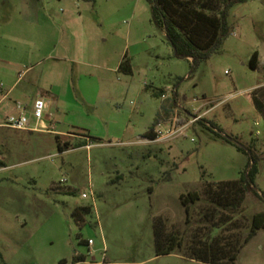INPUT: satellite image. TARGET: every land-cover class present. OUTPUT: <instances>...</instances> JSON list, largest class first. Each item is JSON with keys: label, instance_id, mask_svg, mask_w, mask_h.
Returning a JSON list of instances; mask_svg holds the SVG:
<instances>
[{"label": "rangeland", "instance_id": "1", "mask_svg": "<svg viewBox=\"0 0 264 264\" xmlns=\"http://www.w3.org/2000/svg\"><path fill=\"white\" fill-rule=\"evenodd\" d=\"M211 2L219 15L223 3ZM226 23L220 50L192 72L147 0H0V117L14 112L7 93L16 84L19 101L51 102L55 126L10 129L0 140V264H209L185 248L157 257L159 216L186 245L195 235L247 236L264 198L247 194L226 224L219 209L209 221L206 201L187 214L180 199L206 182L238 180L253 159L264 196V0L233 4ZM125 56L132 75L119 71ZM178 114L200 120L170 141H140ZM77 207L88 211L82 224ZM236 264H264V229Z\"/></svg>", "mask_w": 264, "mask_h": 264}, {"label": "trees", "instance_id": "2", "mask_svg": "<svg viewBox=\"0 0 264 264\" xmlns=\"http://www.w3.org/2000/svg\"><path fill=\"white\" fill-rule=\"evenodd\" d=\"M219 1L223 3V7L220 14L217 15L218 5L211 2V0H147L154 21L165 29L166 35L175 49V56L192 59V72L199 64L207 60L212 53L220 50L224 39L230 34L226 23L227 9L235 3L248 0ZM250 65L253 69L257 68V52L252 56ZM119 71L126 75L133 74L132 65L126 56L119 65ZM256 104L260 110L263 109L261 102L256 100ZM154 129L155 127H152L148 130L144 137L155 139ZM236 147L240 152L247 153L246 148L237 144ZM67 148V143L65 146H59L60 151ZM257 174V160L253 159L249 171L243 173L238 180L206 182L201 191L182 194L180 196L181 203L185 207L186 213L189 214L191 206L200 201H206L212 209V215L209 217L210 222L216 223L213 213L219 209L222 216L218 221L224 224L230 223L233 214L243 207L247 194L252 193L258 198H264L255 187ZM83 209L88 213L86 208L78 207L73 212V215L81 224L84 221ZM262 229H264V212H258L253 216L249 232L242 240L240 236L235 238L228 234H220L207 242L195 235L191 243L186 245L178 229H169L163 217H155L154 241L156 256L170 255L178 249L185 248L186 257L202 263L236 264L242 249ZM81 260H83L82 256L77 258V261ZM66 263V260L60 262V264Z\"/></svg>", "mask_w": 264, "mask_h": 264}, {"label": "built area", "instance_id": "3", "mask_svg": "<svg viewBox=\"0 0 264 264\" xmlns=\"http://www.w3.org/2000/svg\"><path fill=\"white\" fill-rule=\"evenodd\" d=\"M165 98V95H162ZM46 109L47 103L44 98L38 97L35 99L32 107H28L22 103H17L16 113L7 116L3 121H0V128H8L16 131H45L54 132L55 126L52 123H45L46 121ZM200 117L196 116L189 121H184L179 114L169 118L163 123L155 127L154 134L155 139L143 137L140 141L146 143H164L172 140L176 134L185 135L187 130L197 122ZM34 126H33V125ZM177 137V136H176ZM91 145H87L86 148H90ZM93 196V192H91ZM83 198H88L87 193H83ZM91 243V242H89Z\"/></svg>", "mask_w": 264, "mask_h": 264}, {"label": "crops", "instance_id": "4", "mask_svg": "<svg viewBox=\"0 0 264 264\" xmlns=\"http://www.w3.org/2000/svg\"><path fill=\"white\" fill-rule=\"evenodd\" d=\"M28 18H32V16H33V14L30 12L28 15ZM258 63H259V61H258ZM17 91V92H16ZM7 95H10V96H14V98H16V101H15V104H13L12 105V107H11V109L14 111L13 113H11V114H14V113H16V105H17V103H22V104H24V105H27L28 107H32V105H33V103H34V101H35V99L36 98H38V97H42V98H44L45 99V101H46V103H47V109H46V121H45V123L47 124V123H51L52 122V120H51V117H50V114H49V110H50V107H51V102L50 101H48V100H46V98L44 97V96H37L34 100H33V102L32 103H23V102H21V101H19V99H20V97H22V92L20 91V90H18L17 88H16V84L15 85H13L12 87H11V89L9 90V92L7 93ZM6 95V96H7ZM162 95H165L164 93H163V91H162ZM10 114V115H11ZM9 116V115H8ZM4 119H2V117H0V121H3ZM33 125V124H32ZM34 126V125H33ZM8 131H11L10 129H8V128H0V140H4L5 138H7L8 137V135H7V133H8ZM25 132H28V133H33V132H37V131H25ZM42 132H44V131H42ZM55 132V131H54ZM54 132H50V133H54ZM3 152V151H2ZM2 152H0V157L1 156H3V154H2ZM0 165H3L4 166V163H3V161H2V159L0 158ZM3 168H5V167H3ZM26 224V223H25ZM24 224V225H25Z\"/></svg>", "mask_w": 264, "mask_h": 264}]
</instances>
